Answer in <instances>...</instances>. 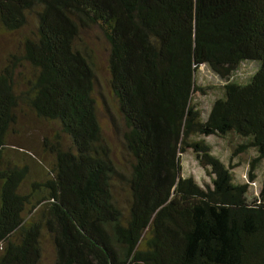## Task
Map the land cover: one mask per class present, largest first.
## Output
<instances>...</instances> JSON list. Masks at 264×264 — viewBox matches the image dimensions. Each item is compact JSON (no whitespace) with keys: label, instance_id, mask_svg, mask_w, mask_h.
Here are the masks:
<instances>
[{"label":"trees","instance_id":"1","mask_svg":"<svg viewBox=\"0 0 264 264\" xmlns=\"http://www.w3.org/2000/svg\"><path fill=\"white\" fill-rule=\"evenodd\" d=\"M16 32L0 66V264H44V241L48 264H264V176L248 201V182H234L203 139L238 137L230 156L253 149V181L264 159V0H0V34ZM89 35L103 43L124 164L98 122ZM242 61L256 70L230 81ZM202 64L225 81L204 116L192 102ZM22 107L68 143L42 137L50 161L26 191L28 165L7 146ZM187 149L210 184L180 176Z\"/></svg>","mask_w":264,"mask_h":264},{"label":"rangeland","instance_id":"2","mask_svg":"<svg viewBox=\"0 0 264 264\" xmlns=\"http://www.w3.org/2000/svg\"><path fill=\"white\" fill-rule=\"evenodd\" d=\"M19 34H0V66L3 62L4 54L6 50H13L14 45L17 43ZM89 46L93 48L92 58L94 61V70L98 79L97 91L100 95L96 96L98 103V122L100 125L101 133L106 140L111 152V157L117 163L124 164L122 159V147L119 139L114 134L107 111L111 115H114L116 122H119L118 114L115 109V104L109 94L107 88V76L105 73V56L100 50L101 39L96 38L93 35L87 37ZM256 70V64L254 61H242L235 71L230 75L229 80L237 83H244L248 77ZM195 84L203 90L194 92L192 95V102L198 107L202 116H204L209 109L211 102L218 97L222 96V85L225 81L220 79L214 74L206 65H200L195 72ZM246 83V82H245ZM20 88V87H18ZM107 110V111H106ZM54 135H59V139L63 146H67V139L58 128V124L53 121L39 120L28 111L26 107H22V114L19 115L18 127L16 133L12 134L8 138L7 146L10 148L11 160L15 163H25L28 165V175L22 183L21 191H26V186L30 181L40 180L44 177V173L47 169V163L50 161L48 153L41 150V139L46 136L51 138ZM202 138L201 136L194 137ZM203 139L209 143L211 147V154L217 157L223 164L231 166V173L234 182H248L247 199H257L259 197V189L261 180L264 176V159L255 170V178L253 181L247 179V168L249 159L255 154L253 149H248L245 152L238 153L235 156L232 154L234 146L241 142V140L234 135L215 136L208 135ZM24 150H29L32 158H28L23 153ZM180 160V176H190L199 186L210 184V177L205 171L198 165L194 159L193 153L187 149L184 153L179 154ZM119 199L123 201L126 197V190L124 185L121 184L120 188H117ZM128 195V194H127ZM124 202V201H123ZM122 203V202H121ZM44 249V264H48L51 259L50 246L46 241L43 242Z\"/></svg>","mask_w":264,"mask_h":264}]
</instances>
